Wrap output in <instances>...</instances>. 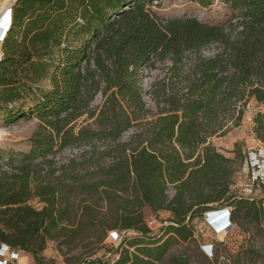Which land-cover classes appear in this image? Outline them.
<instances>
[{
  "label": "trees",
  "instance_id": "obj_1",
  "mask_svg": "<svg viewBox=\"0 0 264 264\" xmlns=\"http://www.w3.org/2000/svg\"><path fill=\"white\" fill-rule=\"evenodd\" d=\"M225 2L239 14L228 31L194 18L162 19L144 0L14 2L1 47L0 110L13 123L26 116L18 103L31 97L29 112L40 124L29 152L0 149V246L38 264L48 242L80 250L82 262L162 264L174 243L193 239L187 220L229 209L242 229L260 226L255 197L231 191L240 153L228 158L209 139L224 134L227 123L237 127L249 99L264 104V0ZM210 44L217 50L212 57L198 55ZM185 53L198 57L183 91L164 93L163 108L120 142L150 114L140 68L167 59L177 78ZM97 95L102 105L91 109ZM83 115L93 126L74 132L69 125ZM253 133L264 144V113L255 115ZM65 149L81 153L57 163ZM3 162L10 172L1 171ZM145 208L170 213L160 237L151 236ZM114 231L116 249L94 258ZM127 232L135 237L121 249Z\"/></svg>",
  "mask_w": 264,
  "mask_h": 264
},
{
  "label": "rangeland",
  "instance_id": "obj_2",
  "mask_svg": "<svg viewBox=\"0 0 264 264\" xmlns=\"http://www.w3.org/2000/svg\"><path fill=\"white\" fill-rule=\"evenodd\" d=\"M146 9L162 19H185L194 18L200 23L210 26H225L229 30V24H233L238 13L230 9L226 0H204L200 4L198 0H144ZM14 2L12 3V5ZM3 0H0V9ZM238 31V28L234 29ZM2 42H0V56L2 57ZM216 45L210 44L204 48L200 54L203 58H210L216 53ZM194 53H185L180 64L177 65L178 77L173 78L175 71L172 70V64L169 60L157 61L155 58L140 68L138 73L139 89L141 98L145 103V108L149 110L146 119L124 132L120 142L129 141L130 137L141 131V124L153 119L160 109L163 108L162 99L164 93L168 95L171 88L175 91H183L185 80L190 76V69L198 57ZM46 83L42 84L44 87ZM100 95H97L91 103V109L99 108L102 105ZM34 104L31 97H27L18 103L17 109L24 111L26 116L13 123H7L4 112L0 110V149L14 153H23L30 151L29 139L37 130L40 122L35 114L29 112L30 106ZM258 113H264V104L255 102L253 98L249 99L246 106L243 107V117L237 127L232 123H227L226 131L222 135H215L209 139V144L224 156L235 159L239 152L242 161H237L233 184L231 191L238 197H255L263 210L260 226L252 223L244 224L242 229L238 221L232 223L231 218L225 231L219 233L217 225L220 223L219 217L212 213L196 217L186 223L193 231V239L188 242H176L167 251V256L162 264H264V187H251L248 182L249 171L244 164V153H253L264 147V144L256 139L254 128V117ZM93 119L83 115L72 122L69 126L77 132L81 127L93 126ZM98 151L104 149V145L94 142L92 144ZM89 146L81 147L82 151H88ZM80 149H65L55 155V161L61 163L68 158L78 157ZM107 162V161H106ZM1 171L10 172L8 167L1 164ZM250 191V193H249ZM169 196L173 194V188L168 187ZM31 205L34 208H41L42 204L33 201ZM216 206V205H215ZM213 215L214 217H212ZM144 217L151 236L162 235L163 230L169 225L171 215L169 212L160 211L151 212L148 208L144 209ZM109 233L104 241V246L94 253V258L101 259L118 246V241L110 242ZM121 245L119 248H125L126 243L135 237V233H121ZM118 248V247H117ZM118 248V249H119ZM134 249H130L133 252ZM85 255L80 250L67 252L63 247H58L55 242H48L46 248L38 257L43 264H97V262H82ZM25 257L28 262L25 264H38L30 254L20 253V258ZM108 257V256H107ZM93 258V259H94ZM70 263H67L66 261ZM92 260V259H91ZM20 261V260H18ZM22 261V260H21ZM19 264H21L19 262Z\"/></svg>",
  "mask_w": 264,
  "mask_h": 264
},
{
  "label": "built area",
  "instance_id": "obj_3",
  "mask_svg": "<svg viewBox=\"0 0 264 264\" xmlns=\"http://www.w3.org/2000/svg\"><path fill=\"white\" fill-rule=\"evenodd\" d=\"M14 2V1H13ZM12 2V3H13ZM11 5L5 9L4 12H2V8L0 9V42L3 41L6 32L8 31L10 24H11ZM1 58V56H0ZM244 164L246 167H248L249 171V185L251 187L255 186H261L264 187V147L254 151L253 153H244ZM250 193V191H249ZM227 211H230L229 209H226ZM217 217L220 218V223L217 226H220L219 233L225 231L226 226L229 224L230 220V213L226 212L224 213V210L217 211L212 213ZM214 217L213 215H211ZM109 239L110 242H116L120 240V235L117 232H110L109 233ZM114 242V243H115ZM20 253H22L19 250L12 249L10 247H7L5 245L0 246V264H19L20 259Z\"/></svg>",
  "mask_w": 264,
  "mask_h": 264
},
{
  "label": "bare ground",
  "instance_id": "obj_4",
  "mask_svg": "<svg viewBox=\"0 0 264 264\" xmlns=\"http://www.w3.org/2000/svg\"><path fill=\"white\" fill-rule=\"evenodd\" d=\"M14 0H3V5H2V12H4L5 11V9H7L10 5H11V3L13 2ZM2 14V13H1ZM1 14H0V17H1Z\"/></svg>",
  "mask_w": 264,
  "mask_h": 264
},
{
  "label": "crops",
  "instance_id": "obj_5",
  "mask_svg": "<svg viewBox=\"0 0 264 264\" xmlns=\"http://www.w3.org/2000/svg\"><path fill=\"white\" fill-rule=\"evenodd\" d=\"M220 218H221V217H219V220H220ZM19 260H20L19 262H20L21 264H25L26 262H28L27 259H25V257H21ZM21 260H22V261H21Z\"/></svg>",
  "mask_w": 264,
  "mask_h": 264
},
{
  "label": "clouds",
  "instance_id": "obj_6",
  "mask_svg": "<svg viewBox=\"0 0 264 264\" xmlns=\"http://www.w3.org/2000/svg\"><path fill=\"white\" fill-rule=\"evenodd\" d=\"M226 212H228L229 213V211H227V210H224V213H226ZM229 222V221H228ZM229 225V224H228ZM228 225L226 226V228L228 227ZM217 229H219L220 228V226H217L216 227Z\"/></svg>",
  "mask_w": 264,
  "mask_h": 264
},
{
  "label": "water",
  "instance_id": "obj_7",
  "mask_svg": "<svg viewBox=\"0 0 264 264\" xmlns=\"http://www.w3.org/2000/svg\"><path fill=\"white\" fill-rule=\"evenodd\" d=\"M16 0H14V2H15Z\"/></svg>",
  "mask_w": 264,
  "mask_h": 264
}]
</instances>
